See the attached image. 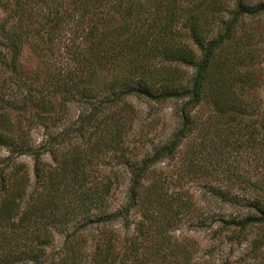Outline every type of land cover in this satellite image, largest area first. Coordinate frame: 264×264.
Masks as SVG:
<instances>
[{"label":"trees","instance_id":"16d2710c","mask_svg":"<svg viewBox=\"0 0 264 264\" xmlns=\"http://www.w3.org/2000/svg\"><path fill=\"white\" fill-rule=\"evenodd\" d=\"M0 11V121L8 110L28 111V126L46 133L33 145L29 128L0 124V145L10 147L0 159V264H189L167 235L189 207L177 197L185 178L236 208L221 222L237 242L246 227L264 226V83L246 71L262 39L244 27L264 16V0H0ZM24 45L35 67L22 63ZM165 61L193 71L186 79ZM130 97L180 100L179 125L125 162L128 183L114 207L109 179L80 181L92 157L81 156L82 144L125 158ZM73 103L77 138L52 133ZM44 153L56 164L41 161ZM21 154L33 159V183L12 161ZM165 160L173 172L157 168ZM161 212L165 221L155 218ZM116 224L135 233L121 237ZM56 233L62 244L49 253ZM256 242L259 249L264 235Z\"/></svg>","mask_w":264,"mask_h":264},{"label":"rangeland","instance_id":"374dc122","mask_svg":"<svg viewBox=\"0 0 264 264\" xmlns=\"http://www.w3.org/2000/svg\"><path fill=\"white\" fill-rule=\"evenodd\" d=\"M1 16L2 11H0ZM244 25V27L256 31L259 41L262 39V42L259 43V45H262V50L256 52L259 53V57L247 67L246 71L248 72L249 70L252 79L256 78L257 82L254 83H264V16L253 20L246 19ZM21 61L24 67H35L38 63L37 58L25 45ZM164 63L165 65L178 66L186 79L189 78L193 71V68L185 63L169 61ZM262 90L260 95L264 100V90ZM128 101L131 103L133 110H125L126 125L122 131L124 144L128 145L127 156L119 159L116 150L113 148L99 146L91 149L84 144H82L83 148L81 151V156L89 157L92 154V157L90 160L86 159V165L83 166L84 173L80 171L78 174L81 176L80 181L88 183L89 181L96 182L109 179L111 181L109 195L111 199H114L116 204H114V207L123 202L128 183L129 174L126 170L125 162L139 160L143 155L150 153L155 147L162 144L179 125L176 112L181 103L180 100L167 99L157 102L146 98L130 97ZM79 111V106L75 103L71 104L66 116L55 126H52V133L57 134L63 131L72 139L77 138L75 127L78 124ZM28 115V111L19 109L8 110L4 115L5 120H1L0 124L5 123V127H8L6 123L10 121L14 126L13 129L18 128V124H21L23 130L29 128L30 142L33 145L41 144L46 138L45 128L35 123H31L28 126L26 123L27 119H25ZM55 146L61 152L68 150L67 146H63V144H55ZM84 147L85 150L83 152ZM9 154L10 147L0 145V159ZM178 154L182 156V151H179ZM12 161L14 163H22V169L27 174L29 183H33L35 178L33 175L32 157L27 154L15 155ZM12 161L10 164H13ZM41 161L49 165L56 164V161L47 153L41 155ZM162 166L172 172L175 169L167 160L160 162L157 168ZM157 168L149 173V179L153 177V174L160 172ZM184 180L185 182L178 191L177 197L186 201L189 207L185 209L186 211H184L185 213L180 220L178 219L175 225L167 230L170 242L176 243L177 246L179 245L177 253L187 255L189 264H264V245H261L259 249L255 248V245H258L256 239L264 235V226L253 225L246 227L242 231V234H246L245 239L237 242V236L231 231V227H229L230 230L229 228H224L221 222V220L229 219V213L234 215L236 208L234 209L233 206L213 199L207 190L201 189L196 178H185ZM146 181L148 180L146 179ZM171 198L170 201L174 203L173 198ZM138 217V214L135 213L131 218L137 219ZM155 218L159 221H165L166 216L162 215L161 212L155 215ZM116 228L121 237H129L135 233L133 226L125 230L120 224H116ZM62 241L63 233H56L54 242L51 248H47V251L55 253L60 248ZM181 261L182 259L174 258L169 260V264H176Z\"/></svg>","mask_w":264,"mask_h":264}]
</instances>
